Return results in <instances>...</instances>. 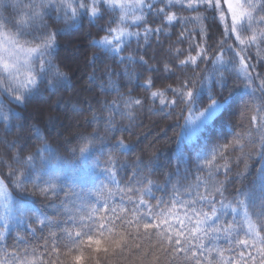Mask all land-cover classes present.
I'll use <instances>...</instances> for the list:
<instances>
[{
  "label": "trees",
  "instance_id": "trees-1",
  "mask_svg": "<svg viewBox=\"0 0 264 264\" xmlns=\"http://www.w3.org/2000/svg\"><path fill=\"white\" fill-rule=\"evenodd\" d=\"M241 7L0 0V35L35 53L0 73V264H264V0Z\"/></svg>",
  "mask_w": 264,
  "mask_h": 264
},
{
  "label": "rangeland",
  "instance_id": "rangeland-1",
  "mask_svg": "<svg viewBox=\"0 0 264 264\" xmlns=\"http://www.w3.org/2000/svg\"><path fill=\"white\" fill-rule=\"evenodd\" d=\"M106 3L111 7H120L121 5H125L127 8H135V7H141L144 4L145 0H104ZM226 10L228 14L231 17V21L233 24L239 23L241 19L246 15L245 10L241 7V2L243 0H223ZM126 36H128L127 32H120L117 36H115L114 40L118 39H124ZM84 45V44H82ZM84 48V47H82ZM82 48H74L72 50H68L67 56L72 59L73 65L79 64L81 62V55H82ZM35 56V53L33 50H26L24 48H21L11 41H9L6 37L0 35V73L2 75H6L7 77L15 76L19 74L20 70L27 68L29 61ZM75 63V64H74ZM69 66L73 69L74 66ZM77 69V70H76ZM73 69L75 70L73 74L77 77L80 75L79 68ZM24 72V71H23ZM21 73V72H20ZM75 85L79 86L78 77L76 79ZM81 103V100H78ZM83 103V102H82ZM221 108L220 104L217 103H211L208 105V107L202 109L199 113L189 112L187 118H186V132L189 136H193L195 131L200 128L204 123L208 122L214 115H216ZM31 112V111H30ZM72 120H75L76 122L80 124H86V120L83 118L82 112L74 113L70 112ZM63 121V124L61 125V131L66 130L67 127H70L72 124V121L66 120ZM76 127V126H75ZM74 127V128H75ZM12 197L8 193V191L5 189L3 184L0 181V210L2 211L3 215H1L0 223H6L4 221V217L7 218V220H10V217H13L15 215V210L13 212L12 208ZM13 212V213H12Z\"/></svg>",
  "mask_w": 264,
  "mask_h": 264
},
{
  "label": "bare ground",
  "instance_id": "bare-ground-1",
  "mask_svg": "<svg viewBox=\"0 0 264 264\" xmlns=\"http://www.w3.org/2000/svg\"><path fill=\"white\" fill-rule=\"evenodd\" d=\"M83 44V42L81 41V42H79V44L77 45V48H82V47H85V45H82ZM70 50H72V49H70ZM68 53V52H67ZM73 59V58H72ZM71 59V60H72Z\"/></svg>",
  "mask_w": 264,
  "mask_h": 264
}]
</instances>
